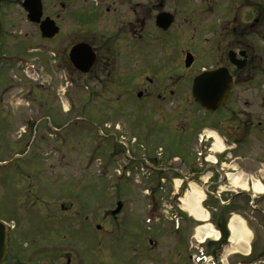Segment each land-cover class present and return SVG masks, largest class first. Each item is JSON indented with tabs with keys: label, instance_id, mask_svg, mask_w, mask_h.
Wrapping results in <instances>:
<instances>
[{
	"label": "rangeland",
	"instance_id": "1",
	"mask_svg": "<svg viewBox=\"0 0 264 264\" xmlns=\"http://www.w3.org/2000/svg\"><path fill=\"white\" fill-rule=\"evenodd\" d=\"M16 9L10 10L14 13ZM192 54L205 64L210 62V53ZM140 55H148L147 62H139L143 69L140 79L154 96L159 90L144 77L155 82L156 72L165 75V83L168 80L179 89L176 95L162 100L167 103L168 115L164 118L160 113V102L149 99L150 103L134 106L133 100L132 104H123L120 117L91 120L90 131L83 127L76 130L73 138L67 139L65 150L57 151L51 146L56 144L54 134L46 136L47 141L39 139L36 127L21 121L22 116L32 122L38 117L33 92L8 89L3 96L0 90V173L3 167L9 173L8 180L0 182V216L16 226L57 227L58 233L52 237L60 262L68 257L74 264H203L192 260V255L197 254L195 229L202 222L182 211L178 199L169 198L177 188L176 181L181 183L183 177L192 175L189 183L206 188L203 207L208 211L209 224L218 229L217 223L221 222L229 234L226 223L237 215L250 231V254L225 255L226 262L264 264V191L255 192L249 177L260 176L264 168L263 105L256 102L248 106L251 114L246 118L251 122H240L234 117L229 123L224 119L228 113L225 109L202 114L192 104L190 93L192 76L199 67L191 65L183 69L180 78L177 76L178 60L184 61L185 53L153 50ZM11 74L8 72L15 85L24 83L20 82L25 80L21 75ZM25 86L30 88L33 84ZM174 105H181L179 115L168 112ZM91 109L92 114L96 113L95 107ZM255 119L261 124L257 125ZM231 123L234 128L228 131ZM201 132L218 135L224 144L223 151L212 152L214 138H210L209 149H203V156L215 155L216 165L194 163L197 149H202L196 144ZM63 152L68 153L67 159ZM57 161L71 163L68 168L61 164L55 167L52 162ZM236 170L248 177L247 189L235 187L225 176ZM199 171L200 177L196 178ZM24 172L30 178L24 177ZM259 179L264 185V178ZM186 188L179 196L185 194L189 189ZM32 193L37 194V199L26 200V195ZM116 199L124 205L117 224L110 219L97 221L104 216L106 207L115 208ZM62 200L69 201L75 209L69 221L51 219L55 215L49 210ZM92 223H99L100 229ZM219 245L207 241L203 249L214 251L213 258L218 261L222 258Z\"/></svg>",
	"mask_w": 264,
	"mask_h": 264
},
{
	"label": "flooded vegetation",
	"instance_id": "2",
	"mask_svg": "<svg viewBox=\"0 0 264 264\" xmlns=\"http://www.w3.org/2000/svg\"><path fill=\"white\" fill-rule=\"evenodd\" d=\"M34 1L0 0V90L3 96L8 89L33 92L38 117L32 122L22 116L21 121L36 127L39 139L47 141L45 137L54 134L56 144L51 146L57 151L65 150L67 139L73 138L76 130L83 127L90 131L91 120L120 117L123 104H132L133 100L134 106L150 103L149 99L160 102V113L164 118L168 115L167 103L162 100L179 93L175 83H165V75L160 72L153 74L155 82L144 77L159 90L154 96L140 79L143 69L139 62H147L148 56L140 53L153 50L177 51L185 56L190 53L191 65L199 67L192 79L205 71L222 70L221 77L229 82V88L216 110L207 111L191 100L202 114L225 109L228 113L224 119L228 122L234 117L246 122L251 114L248 106L258 102L264 107V0ZM30 5L40 6L37 19L28 16L26 6ZM12 7L17 8L14 13ZM192 53H210V62L194 59ZM178 66L180 78L186 68L181 58ZM8 72L21 75L25 80L20 82L24 83L15 85ZM30 83L33 87L27 88L25 84ZM91 107L96 113H91ZM168 112L179 115L181 105H174ZM231 124L228 131L234 128ZM211 143L205 142L204 149L208 150ZM67 156L63 152L65 159ZM70 163L52 162L55 167L61 164L65 168ZM2 170L0 182L7 181L9 175L5 167ZM32 197L37 199V194L26 195V200ZM119 201L116 199L115 205ZM52 207L49 211L55 218L51 219H71L74 207L69 201L62 200ZM123 207L117 216L110 217L109 208L96 220L107 221L109 216L115 221ZM0 222L6 224L0 225V264L75 263L68 257L59 261L52 237L58 233L57 227L16 226L2 216Z\"/></svg>",
	"mask_w": 264,
	"mask_h": 264
},
{
	"label": "bare ground",
	"instance_id": "3",
	"mask_svg": "<svg viewBox=\"0 0 264 264\" xmlns=\"http://www.w3.org/2000/svg\"><path fill=\"white\" fill-rule=\"evenodd\" d=\"M214 138V142L211 147L212 152H221L223 151V143L220 140L219 136L216 134L208 133V138ZM208 160L214 161V156H208ZM261 178H264V168L261 169L259 173ZM227 179L235 186L240 189H247V180L248 177L240 170H236L233 173H227ZM260 176L256 178L253 177L252 187L255 192L261 193L264 191V185L260 181ZM179 180L176 181V185H179ZM204 191L197 184L190 183L189 189L185 194L180 197V206L190 217L196 221L202 222L199 224L196 229V238L199 241H206L208 237L213 238L212 240L218 239L220 233L215 229L211 224H209V214L206 209H204L202 202L204 199ZM228 229L230 232L229 241L231 245L225 249V254L232 253H248L250 250V245L247 242L248 235L250 234L249 229L245 225V222L237 215H233L228 221Z\"/></svg>",
	"mask_w": 264,
	"mask_h": 264
},
{
	"label": "water",
	"instance_id": "4",
	"mask_svg": "<svg viewBox=\"0 0 264 264\" xmlns=\"http://www.w3.org/2000/svg\"><path fill=\"white\" fill-rule=\"evenodd\" d=\"M32 2L34 0H25V2ZM38 1V0H37ZM35 2V1H34ZM26 11L29 12L28 16L30 18L37 19L40 14V6H26ZM192 62V56L187 54L184 60L186 67L190 66ZM91 64V63H89ZM216 71H206L199 76L195 77L192 86L191 93L197 104L206 110H215L223 102L227 90L229 88V82H225L221 77V73ZM120 210V204L112 212V214L117 213Z\"/></svg>",
	"mask_w": 264,
	"mask_h": 264
},
{
	"label": "trees",
	"instance_id": "5",
	"mask_svg": "<svg viewBox=\"0 0 264 264\" xmlns=\"http://www.w3.org/2000/svg\"><path fill=\"white\" fill-rule=\"evenodd\" d=\"M222 223L221 222H218L217 223V228L219 229V231H220V233H221V238H220V240H219V246H221L222 244H225L226 243V239H227V235H228V233H227V229H226V227L224 228V227H222V225H221Z\"/></svg>",
	"mask_w": 264,
	"mask_h": 264
}]
</instances>
